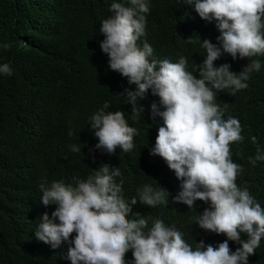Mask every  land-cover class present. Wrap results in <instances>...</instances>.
I'll list each match as a JSON object with an SVG mask.
<instances>
[{
	"label": "trees",
	"instance_id": "obj_1",
	"mask_svg": "<svg viewBox=\"0 0 264 264\" xmlns=\"http://www.w3.org/2000/svg\"><path fill=\"white\" fill-rule=\"evenodd\" d=\"M113 0H0V64H10L13 74H0V264H71L67 258L69 242L59 248L44 244L35 238L42 214L51 213L55 205L41 203L40 183L46 179L71 183L73 177L86 179L100 166L119 167L123 194L129 201L139 200L137 189L144 185L163 187L167 204L149 207L139 201L133 213L148 217L151 228L154 219H161L184 233V239L195 247L218 246L227 237L201 229L198 215L210 207V202L196 201L189 209L182 203H173L181 191V181L159 156L150 155L155 146L162 117L152 111L156 103L163 111L159 97L151 90L137 104L143 112L133 118L132 105L123 97L124 90H135L126 78L109 68V59L101 51L104 36L99 32L101 21L112 15ZM146 40L154 49L150 59H169L178 62L183 55L188 70H195L206 58L202 42L187 40L209 39L217 43L220 32L216 22L201 20L183 0H148ZM219 46V45H218ZM259 72L253 71L246 83L247 89L217 93L216 103L224 108V118H238L244 140L231 145L232 160L242 166L237 184L247 188L264 207V161L255 165L257 145L264 153V56ZM233 60L224 54L214 62L216 67L230 64V70L239 74L250 61ZM194 75L199 78L198 71ZM106 111H123L129 126L138 130L134 148L114 154L96 149L98 139L91 128V117L104 103ZM73 133L69 135V133ZM257 138L253 144L251 138ZM81 151L73 152L71 146ZM134 217L130 216L129 219ZM58 222V221H57ZM75 233L69 238L74 240ZM241 239H248L246 234ZM234 252L240 244L228 241ZM127 264H134L132 251L126 253ZM249 264H264V238Z\"/></svg>",
	"mask_w": 264,
	"mask_h": 264
},
{
	"label": "clouds",
	"instance_id": "obj_2",
	"mask_svg": "<svg viewBox=\"0 0 264 264\" xmlns=\"http://www.w3.org/2000/svg\"><path fill=\"white\" fill-rule=\"evenodd\" d=\"M194 5L201 20L215 21L220 32L217 43L209 39H188V43L202 42L206 58L196 65L199 78L188 70L187 58L181 55L178 62L156 60L154 49L141 38L146 36L148 0H113L109 8L112 15L101 21L99 32L104 36L101 51L108 56L109 68L126 78L135 90L125 89L119 97L132 105L133 118L143 109L138 99L151 90L159 97L163 111L156 103L152 111L162 117L155 146L150 155L161 157L174 171L181 191L173 203H182L193 209L196 201L210 202V207L198 215L201 229L227 239L218 246L195 247L184 239L175 224L168 226L154 219L148 227V217L133 213L139 201L150 208L167 204L170 193L163 187L144 185L137 189L139 200L129 201L123 194V181L119 167L104 164L86 179L73 177L71 183L63 179L50 184L42 180L41 203L55 205L51 217L42 214L35 238L53 249L69 242L67 258L71 264H127L130 250L134 264H249L264 238V207L245 187L237 184L242 166L233 162L231 145L244 140L243 127L238 118H224V108L216 103L217 93L228 89L235 95L247 89L250 74L259 72L264 56V0H183ZM219 45V46H218ZM224 54L233 60L249 59L250 63L237 74L230 64L219 67L214 62ZM0 74L11 76L10 64H0ZM105 102L91 117V128L98 139L96 149L114 154L117 148L130 152L138 130L129 126L123 111H106ZM73 133H69L72 135ZM257 144V138H251ZM73 152L81 149L73 145ZM255 158L249 163L264 161V153L257 145ZM132 216L134 218L129 219ZM58 221V222H57ZM75 233L74 240H69ZM246 234V241L241 235ZM228 241L240 244L234 252Z\"/></svg>",
	"mask_w": 264,
	"mask_h": 264
}]
</instances>
